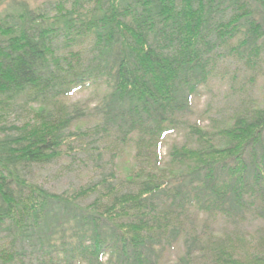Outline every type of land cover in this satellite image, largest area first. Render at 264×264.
Masks as SVG:
<instances>
[{"label":"trees","instance_id":"obj_1","mask_svg":"<svg viewBox=\"0 0 264 264\" xmlns=\"http://www.w3.org/2000/svg\"><path fill=\"white\" fill-rule=\"evenodd\" d=\"M229 59L264 62V0H0V114L19 100L33 113L9 133L0 125V264H166L182 238L174 264H264V252L245 262L210 246L196 223L264 217V108L218 130L191 125L167 162L162 153ZM88 86L105 88L98 123L72 133L85 111L63 100ZM89 138L133 142L135 173L113 169L72 194L29 179Z\"/></svg>","mask_w":264,"mask_h":264},{"label":"rangeland","instance_id":"obj_2","mask_svg":"<svg viewBox=\"0 0 264 264\" xmlns=\"http://www.w3.org/2000/svg\"><path fill=\"white\" fill-rule=\"evenodd\" d=\"M29 1L33 6H46L57 0ZM104 91V87L88 86L63 100L70 109L78 105L85 111L84 115L71 127L72 133L88 131L98 123V116L94 109ZM256 108H264V62L255 68L244 66L243 63H237L232 59L221 63L209 82L201 86L195 94L192 112L187 116L185 124L163 140L162 153L165 162L169 159L168 154L173 145H182L190 140L191 125L218 130L228 126L235 114ZM32 114L29 105L19 100L6 113L0 114V125L6 128L5 132L9 133L13 125L21 124ZM92 140L89 138L75 144V152L80 146L75 159L70 156V151H67L64 158L54 163L33 167L28 172L29 179L50 192L72 194L81 187L98 182L113 169L117 171L120 180L126 179L128 174L135 173L137 161L133 142L122 143L111 138L102 144ZM84 145L93 149H83L81 146ZM104 145L107 147L104 148ZM101 148L102 160L94 162L90 153L92 151L99 153L98 150ZM129 187L127 184L124 185L125 189ZM92 200L93 198H90L84 203H90ZM260 213L259 209L253 210L243 217L235 218L236 220L220 213L211 214L209 217L202 214L197 217V230L201 237L210 239L208 240L210 246L214 243L213 241L220 240L234 247L238 256L247 262L249 258L253 259L255 255L264 252V217L259 215ZM183 252L184 239L182 238L166 254L164 263L174 264ZM206 263H210L208 258Z\"/></svg>","mask_w":264,"mask_h":264}]
</instances>
